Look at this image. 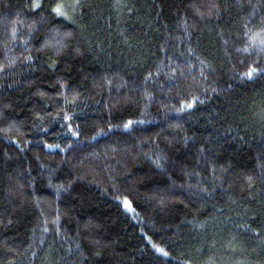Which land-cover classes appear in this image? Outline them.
<instances>
[{
	"label": "trees",
	"instance_id": "1",
	"mask_svg": "<svg viewBox=\"0 0 264 264\" xmlns=\"http://www.w3.org/2000/svg\"><path fill=\"white\" fill-rule=\"evenodd\" d=\"M0 264H264V0H0Z\"/></svg>",
	"mask_w": 264,
	"mask_h": 264
}]
</instances>
